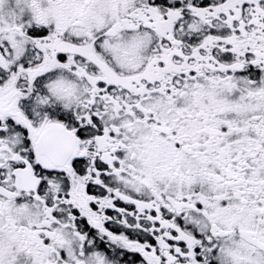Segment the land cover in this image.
I'll return each mask as SVG.
<instances>
[{"label":"flooded vegetation","instance_id":"flooded-vegetation-1","mask_svg":"<svg viewBox=\"0 0 264 264\" xmlns=\"http://www.w3.org/2000/svg\"><path fill=\"white\" fill-rule=\"evenodd\" d=\"M0 264H264V0H0Z\"/></svg>","mask_w":264,"mask_h":264}]
</instances>
